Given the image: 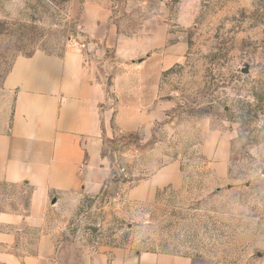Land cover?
I'll list each match as a JSON object with an SVG mask.
<instances>
[{
    "label": "rangeland",
    "instance_id": "374dc122",
    "mask_svg": "<svg viewBox=\"0 0 264 264\" xmlns=\"http://www.w3.org/2000/svg\"><path fill=\"white\" fill-rule=\"evenodd\" d=\"M71 41L85 45L108 108L116 81L132 92L159 70L164 115L147 136L112 125L101 195L52 214L68 219L69 237L110 257L264 264V0H0V108L11 102L3 81L16 58L62 55L76 50ZM172 163L182 185L149 195L141 182ZM29 192L4 185L0 202L17 209Z\"/></svg>",
    "mask_w": 264,
    "mask_h": 264
},
{
    "label": "crops",
    "instance_id": "0c3cea01",
    "mask_svg": "<svg viewBox=\"0 0 264 264\" xmlns=\"http://www.w3.org/2000/svg\"><path fill=\"white\" fill-rule=\"evenodd\" d=\"M152 73L156 83L137 82L128 93L116 81V104L108 108L107 92L86 52L14 60L3 81L11 102L0 108V190L9 185L30 192L17 209L0 202V264H192L187 257L158 253L115 249L110 257L107 251H86L69 237L68 219L52 215L64 208L69 216L83 199L101 195L111 174L103 153L112 125L123 135H150L164 115L156 103L160 71ZM182 179L179 164L172 163L141 184L152 195L164 186L179 188Z\"/></svg>",
    "mask_w": 264,
    "mask_h": 264
},
{
    "label": "built area",
    "instance_id": "2783aa9c",
    "mask_svg": "<svg viewBox=\"0 0 264 264\" xmlns=\"http://www.w3.org/2000/svg\"><path fill=\"white\" fill-rule=\"evenodd\" d=\"M70 47H71L72 49H76V50H78V51H84L85 48H86L84 44H80V43H78V42H76V41H71V42H70Z\"/></svg>",
    "mask_w": 264,
    "mask_h": 264
}]
</instances>
